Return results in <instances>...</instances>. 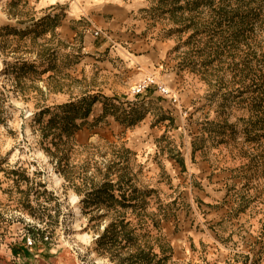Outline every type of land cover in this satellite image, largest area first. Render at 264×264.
I'll use <instances>...</instances> for the list:
<instances>
[{
  "label": "rangeland",
  "instance_id": "374dc122",
  "mask_svg": "<svg viewBox=\"0 0 264 264\" xmlns=\"http://www.w3.org/2000/svg\"><path fill=\"white\" fill-rule=\"evenodd\" d=\"M44 4L0 0V264H264V0H135L94 52Z\"/></svg>",
  "mask_w": 264,
  "mask_h": 264
},
{
  "label": "crops",
  "instance_id": "0c3cea01",
  "mask_svg": "<svg viewBox=\"0 0 264 264\" xmlns=\"http://www.w3.org/2000/svg\"><path fill=\"white\" fill-rule=\"evenodd\" d=\"M41 1L45 2L44 5L50 8L49 10L57 8L62 10L59 29L63 32L64 37H68L70 40L78 38L81 41L79 42L82 50L85 52H94L98 49L99 51H107L109 43L116 44L122 39H127L130 32L126 29L134 22L132 11L135 0ZM95 29L103 31L98 38L91 34ZM116 53L122 55L123 49L119 46ZM200 185L206 196L211 195L214 198V202L222 199L223 195L218 191L222 187V182L209 183V181H203ZM41 251L42 249L38 250L39 253ZM49 251H53V249ZM33 258H23V261L28 264H47L39 254H34Z\"/></svg>",
  "mask_w": 264,
  "mask_h": 264
},
{
  "label": "trees",
  "instance_id": "16d2710c",
  "mask_svg": "<svg viewBox=\"0 0 264 264\" xmlns=\"http://www.w3.org/2000/svg\"><path fill=\"white\" fill-rule=\"evenodd\" d=\"M250 2H257V0H237V3L238 5L236 6V8H231L230 9V13L226 12V14H230L231 16H229V20L230 22H233L235 21V17L237 16L239 18V22L241 24H245L246 26H248V23H250V17L251 15L254 14V11H256V8L255 7H251L249 5ZM245 5V8L244 10L240 13H238V11L240 10V6L241 5ZM257 8H259V12H260V9L261 7L260 6H257ZM244 12V13H243ZM259 12H258V17L259 19L262 20V17L259 16ZM256 16V15H255ZM227 17V16H226ZM262 59L264 60V51L262 52V55H261ZM95 101V99L91 100L88 104H87V108H86V111L85 113L83 114V117L86 116L87 112L89 111L90 109V106L91 104ZM75 125V124H74ZM76 127V126H75ZM13 252H15V254L18 253V251L14 250L13 249Z\"/></svg>",
  "mask_w": 264,
  "mask_h": 264
},
{
  "label": "built area",
  "instance_id": "2783aa9c",
  "mask_svg": "<svg viewBox=\"0 0 264 264\" xmlns=\"http://www.w3.org/2000/svg\"><path fill=\"white\" fill-rule=\"evenodd\" d=\"M41 1V0H40ZM95 35L98 34V32L94 33ZM150 86H154V88L157 90V92L161 94H168L169 90L166 89L163 85H160L156 82V79L153 75L145 76L144 78L140 79L136 84H134L130 88V93L132 95H138L148 89ZM42 240L46 241L48 240V236L45 234L42 238ZM34 245V241L32 238H26L25 240V246L31 247Z\"/></svg>",
  "mask_w": 264,
  "mask_h": 264
},
{
  "label": "bare ground",
  "instance_id": "6f19581e",
  "mask_svg": "<svg viewBox=\"0 0 264 264\" xmlns=\"http://www.w3.org/2000/svg\"><path fill=\"white\" fill-rule=\"evenodd\" d=\"M50 170H52V169L50 168ZM55 180H56V184H59L60 181H61L60 178H58V177H56ZM75 215H76V217H77V215H79L78 208H75ZM70 224L71 225L69 227V231H72V230L77 231V230H79L81 228L80 224L78 223V221H72Z\"/></svg>",
  "mask_w": 264,
  "mask_h": 264
}]
</instances>
